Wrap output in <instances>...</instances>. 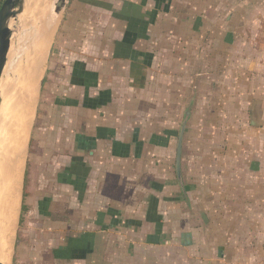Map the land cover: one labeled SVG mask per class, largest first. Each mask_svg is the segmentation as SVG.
I'll list each match as a JSON object with an SVG mask.
<instances>
[{"label":"crops","instance_id":"0c3cea01","mask_svg":"<svg viewBox=\"0 0 264 264\" xmlns=\"http://www.w3.org/2000/svg\"><path fill=\"white\" fill-rule=\"evenodd\" d=\"M59 24L17 260L264 264V0H70Z\"/></svg>","mask_w":264,"mask_h":264},{"label":"bare ground","instance_id":"6f19581e","mask_svg":"<svg viewBox=\"0 0 264 264\" xmlns=\"http://www.w3.org/2000/svg\"><path fill=\"white\" fill-rule=\"evenodd\" d=\"M51 7L52 0H46L37 6L35 21H39L38 29L41 30L38 38L30 37L27 40L31 62L21 71L19 93L12 102L9 99L12 109L3 122L0 120V264H11L28 139L44 69L43 60L46 61L47 58L44 50L48 40H52L55 24L58 22V19L50 20V27L47 28Z\"/></svg>","mask_w":264,"mask_h":264},{"label":"rangeland","instance_id":"374dc122","mask_svg":"<svg viewBox=\"0 0 264 264\" xmlns=\"http://www.w3.org/2000/svg\"><path fill=\"white\" fill-rule=\"evenodd\" d=\"M44 1L46 0H27L25 11H24L25 13L24 12L21 13L20 15L17 16V18L12 20L13 25L11 24L12 26L11 48H10V52L8 55V62L6 65L4 77L2 79V87H1L2 105L0 107V120L2 122H3V119L5 120L7 118L5 116H8L10 110L12 109V103L10 102L13 101V98L16 97V95L19 93L20 88H21L20 87L21 86V78H20L21 72L19 73V68L22 67L26 59L27 61L29 59L31 60L30 50H28V46H27V43L29 42H27V40H29L30 37L35 38V39L38 38L37 35H39V32H40L39 30L41 29H38L39 21H35V16L38 13L37 6L42 4V2ZM55 1L56 0H52V7H51L52 9L54 8ZM52 9H50L49 11L51 12ZM49 21L50 20L48 19V22ZM60 21H61V16L58 18V22L55 24L56 27L54 29V33H53L52 40L50 43L53 42L54 36L59 33L58 27L60 25L59 24ZM49 27H50V22L48 23L47 28ZM32 32H33V35H32ZM241 35L243 37V43H256V19L248 20L247 25L244 28V31H242ZM48 54H47L46 62L44 63V69H43L41 80H43L46 75V69L48 67ZM41 91H42V86L39 84L37 103L35 106V114H36V110L38 107V103L40 101L39 99H40ZM9 99H10V102H9ZM9 103H10L11 108L9 106ZM4 108H6L7 110H5ZM35 114H34V117H35ZM27 149H28V146H27ZM26 159H27V153H26L25 163H26ZM24 170H25V167H24ZM14 256H15V251L12 252V256L10 259L11 264H13Z\"/></svg>","mask_w":264,"mask_h":264},{"label":"water","instance_id":"95a60500","mask_svg":"<svg viewBox=\"0 0 264 264\" xmlns=\"http://www.w3.org/2000/svg\"><path fill=\"white\" fill-rule=\"evenodd\" d=\"M69 1L70 0H56L54 2V8L49 14V20L55 21L56 19H58L62 15V12L66 8ZM26 3L27 0H4L0 7V107L2 105V79L4 77L6 65L8 62V55L11 48V24L12 20L17 18L18 15L24 12ZM40 85H43V80H41ZM189 115L190 111H187L180 129L176 155V172L182 187H184L181 165L183 139Z\"/></svg>","mask_w":264,"mask_h":264},{"label":"trees","instance_id":"16d2710c","mask_svg":"<svg viewBox=\"0 0 264 264\" xmlns=\"http://www.w3.org/2000/svg\"><path fill=\"white\" fill-rule=\"evenodd\" d=\"M27 184H28V179H27V173H26V177H25V181H24V191H23V204H22V213H21V218H20V225H22L23 222V215L28 211V205L26 203V199L28 196V191H27ZM13 264H24L21 263L17 260V257L14 256L13 259Z\"/></svg>","mask_w":264,"mask_h":264}]
</instances>
